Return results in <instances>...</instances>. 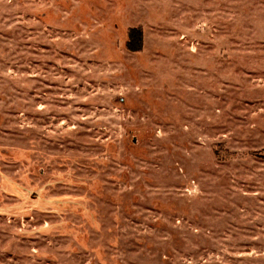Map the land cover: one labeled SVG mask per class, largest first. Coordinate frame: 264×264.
Segmentation results:
<instances>
[{"label":"rangeland","instance_id":"rangeland-1","mask_svg":"<svg viewBox=\"0 0 264 264\" xmlns=\"http://www.w3.org/2000/svg\"><path fill=\"white\" fill-rule=\"evenodd\" d=\"M0 264H264V0H0Z\"/></svg>","mask_w":264,"mask_h":264},{"label":"trees","instance_id":"trees-1","mask_svg":"<svg viewBox=\"0 0 264 264\" xmlns=\"http://www.w3.org/2000/svg\"><path fill=\"white\" fill-rule=\"evenodd\" d=\"M127 42L126 47L131 51H141L143 31L141 27L129 28L127 31Z\"/></svg>","mask_w":264,"mask_h":264}]
</instances>
